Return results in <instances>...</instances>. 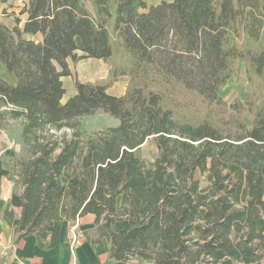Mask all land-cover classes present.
Returning <instances> with one entry per match:
<instances>
[{
    "label": "trees",
    "instance_id": "16d2710c",
    "mask_svg": "<svg viewBox=\"0 0 264 264\" xmlns=\"http://www.w3.org/2000/svg\"><path fill=\"white\" fill-rule=\"evenodd\" d=\"M24 13L22 28L0 21V63L17 80L0 77V161L22 188L15 243L92 214L85 241L105 238L108 264H144L141 251L147 264H264V0H28ZM85 59L108 62V77L80 82L69 61ZM239 62L251 96L228 104L220 92ZM68 76L76 94L63 103ZM98 112L119 125L86 135L80 119ZM11 125L21 151L9 158ZM150 139L146 162L134 151ZM66 167L78 182L62 181Z\"/></svg>",
    "mask_w": 264,
    "mask_h": 264
},
{
    "label": "crops",
    "instance_id": "0c3cea01",
    "mask_svg": "<svg viewBox=\"0 0 264 264\" xmlns=\"http://www.w3.org/2000/svg\"><path fill=\"white\" fill-rule=\"evenodd\" d=\"M145 1L149 7H152L158 6L163 2L171 3L174 0ZM27 3L28 0H0V21L4 22L12 29L16 26L14 21L15 18H19V27L22 28L28 19V15L26 13L21 14V11ZM30 39L38 42L42 37L38 35L36 37H30ZM79 55L81 54L79 53ZM69 67L73 75L76 73L77 76L75 75V77L82 83L96 82L103 79L108 75L110 70L106 61L97 59L81 60L74 66L69 62ZM86 67L92 68V72H87V69H85ZM0 70V77L9 84L15 86L17 83L16 78L13 74L6 71L1 63ZM72 78V76L62 78L66 90L62 100L63 103H66L76 94L75 81ZM124 79L126 78L119 79V81L107 91L108 94L114 97H123L126 94L128 85ZM250 96L251 94H247L246 99L243 101L249 100ZM105 115L108 119V124L105 125V128L117 127L119 125V122L116 119L111 118L108 114ZM144 145L134 151L137 158L138 151ZM92 164V152L88 150L81 160V169H87ZM8 175L9 171L3 168L0 164V264H72L73 259L67 241V230L70 226L68 221L55 223L49 229L50 234L47 241H43L39 237L29 236L22 239L18 244L15 243L14 230L19 223L22 210V188L21 186H16L14 182L10 181ZM79 180L80 172L74 175L72 168L66 167L63 170V182H78ZM120 203L122 207L126 206V204L129 203L128 197L123 196ZM79 224L83 232L93 231L95 229V215L88 214L82 217L79 220ZM125 228L126 222L124 219L118 220L115 223V231L117 233L124 231ZM110 249V244L105 238L101 240L99 245H92L84 241L78 249V264H108ZM141 253L146 254L148 252L141 251L137 256L139 257ZM148 254L149 257H151L148 259V262H152L153 255L150 253Z\"/></svg>",
    "mask_w": 264,
    "mask_h": 264
},
{
    "label": "rangeland",
    "instance_id": "374dc122",
    "mask_svg": "<svg viewBox=\"0 0 264 264\" xmlns=\"http://www.w3.org/2000/svg\"><path fill=\"white\" fill-rule=\"evenodd\" d=\"M69 62L73 66L76 64L73 63L72 61ZM108 65L111 70V65L109 63ZM85 69H87L86 70L87 72L90 71L92 72V68L86 67ZM236 72H237L236 77L234 79H231L226 85V87L221 91V96L223 97V100L228 104L232 103L236 98H240V99L243 98L241 99L243 101L246 99L247 94H251V86L245 76V69L243 68L241 62L238 63ZM75 75L77 76L76 73ZM107 77L108 75L100 80H104ZM122 78H126L124 80H126V82L129 84V77H120L119 79L121 80ZM72 79L74 80V78ZM80 123L84 133L86 135H92L104 129L105 125L108 124V119L105 113L103 114V112H99L95 116H88L80 119ZM67 134L70 135L71 131L69 132L67 131ZM1 141L5 147L6 157L9 158L15 157L21 151L20 134L16 125H11L9 130L2 134ZM156 156H157V147L155 143L151 141V139L138 151V158L146 162H153ZM0 164L4 168L2 161H0ZM195 177L200 181L202 191L203 192L208 191L211 185V176L209 174L201 175L198 172ZM233 239L234 240L238 239L236 234L233 235ZM138 258L143 260L144 264H147L148 259L151 257H149L148 253L146 254L141 253ZM132 264H138V261H133Z\"/></svg>",
    "mask_w": 264,
    "mask_h": 264
},
{
    "label": "built area",
    "instance_id": "2783aa9c",
    "mask_svg": "<svg viewBox=\"0 0 264 264\" xmlns=\"http://www.w3.org/2000/svg\"><path fill=\"white\" fill-rule=\"evenodd\" d=\"M67 241L73 259L72 264H78V249L85 241V235L80 228L79 219L70 224L67 230Z\"/></svg>",
    "mask_w": 264,
    "mask_h": 264
}]
</instances>
